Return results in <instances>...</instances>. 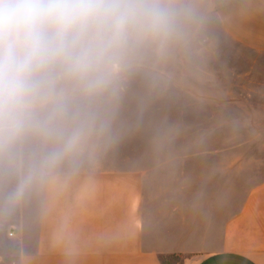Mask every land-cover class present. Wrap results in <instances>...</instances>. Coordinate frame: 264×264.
Listing matches in <instances>:
<instances>
[{
  "label": "crops",
  "instance_id": "crops-1",
  "mask_svg": "<svg viewBox=\"0 0 264 264\" xmlns=\"http://www.w3.org/2000/svg\"><path fill=\"white\" fill-rule=\"evenodd\" d=\"M192 2L264 51V0ZM85 96L64 91L51 134L0 144V264H264V178L202 191L197 157H137L129 115Z\"/></svg>",
  "mask_w": 264,
  "mask_h": 264
},
{
  "label": "rangeland",
  "instance_id": "rangeland-1",
  "mask_svg": "<svg viewBox=\"0 0 264 264\" xmlns=\"http://www.w3.org/2000/svg\"><path fill=\"white\" fill-rule=\"evenodd\" d=\"M163 2L173 15L166 38L119 52L100 87L69 82L64 91L85 93L88 107L125 111L137 157H197L201 190L231 189L234 199L264 178V51L227 34L206 5Z\"/></svg>",
  "mask_w": 264,
  "mask_h": 264
},
{
  "label": "clouds",
  "instance_id": "clouds-1",
  "mask_svg": "<svg viewBox=\"0 0 264 264\" xmlns=\"http://www.w3.org/2000/svg\"><path fill=\"white\" fill-rule=\"evenodd\" d=\"M172 26L163 0H0V144L51 134L66 83L100 87L119 52Z\"/></svg>",
  "mask_w": 264,
  "mask_h": 264
},
{
  "label": "built area",
  "instance_id": "built-area-1",
  "mask_svg": "<svg viewBox=\"0 0 264 264\" xmlns=\"http://www.w3.org/2000/svg\"><path fill=\"white\" fill-rule=\"evenodd\" d=\"M9 235H10V236H13V235H14V232L9 233Z\"/></svg>",
  "mask_w": 264,
  "mask_h": 264
}]
</instances>
